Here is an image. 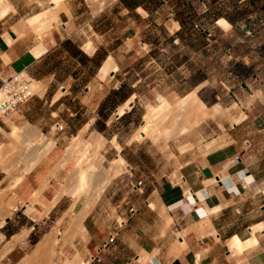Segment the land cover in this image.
Returning a JSON list of instances; mask_svg holds the SVG:
<instances>
[{
    "label": "crops",
    "instance_id": "1",
    "mask_svg": "<svg viewBox=\"0 0 264 264\" xmlns=\"http://www.w3.org/2000/svg\"><path fill=\"white\" fill-rule=\"evenodd\" d=\"M10 1L12 8L0 18V75L8 78L25 72L39 89L0 116V195L7 191L6 199L13 195L17 205L12 213L0 214V221L4 219L0 223L2 248L20 235L22 228L32 242L29 249L15 256L13 251L21 247V239L16 241L3 257L18 264L54 233L55 252L50 264H69L66 258L73 253L82 250L84 258H88L109 233H115L100 259H89L86 264H264V227L254 229L264 223V0H179L178 5L176 0H112L96 11L81 10L82 0H67L73 13L66 20L75 17V29L69 31L67 22L56 19L42 32L28 19L55 7L54 0ZM193 2L203 16L215 11L216 23L225 19L231 28L249 25L251 36L239 39L248 42V50L233 48L226 53L235 60V77L243 79L241 70L250 72L256 86L250 93L254 99L240 100L245 91L242 81L239 88L226 91L240 100L241 108L251 111L237 122L226 119V142L212 150L198 154L174 146L138 149L140 141L133 137L144 123L136 134L135 126L125 136L121 130L123 124L125 128L134 125L139 116L135 98L140 95L138 83L142 75L137 69V78L128 88L126 76L132 69L125 62L144 61L149 49L143 51L141 46L151 43L133 28L158 25L161 12L166 13L164 25L188 27L189 22L177 11L192 13ZM114 7L125 17L120 26L132 30L115 36L120 37L117 41L108 34L116 19L111 17ZM53 10L58 15L60 11L67 12L69 6L64 1ZM79 12L85 14L81 22L77 19ZM137 12H145L152 19L143 24V14L140 20L133 16ZM130 49L132 53L128 54ZM153 55L149 59L152 68L156 66ZM111 57L116 68L101 77ZM183 66L185 71L186 58ZM202 70L200 66V74ZM183 82L186 86V79ZM204 82L201 79L193 86L189 84L184 96L200 86L202 102L214 106L226 92L209 94ZM172 92H176L175 88L168 94ZM233 104L231 107L238 108L237 103ZM234 117L240 119L241 114ZM246 119L249 128L244 131L241 124ZM57 122L61 127L54 128ZM16 126L33 127L34 132L16 134ZM12 131L14 138L25 145L12 142ZM73 137L99 141V145L75 149L63 164ZM33 138L36 142L29 143L33 148H27L25 141ZM112 140L120 144L117 151L126 163L124 169L109 175L98 197L87 199L83 194L74 199L65 192L55 199L72 182L78 162L93 172L91 163L110 167L111 157L118 156L109 147ZM49 141L53 146L44 153L43 144ZM9 144L16 149L5 152ZM133 155L152 156L151 167L141 161L145 166L141 168V163L129 161ZM138 180L140 185L134 186ZM41 221H49L43 230Z\"/></svg>",
    "mask_w": 264,
    "mask_h": 264
},
{
    "label": "rangeland",
    "instance_id": "2",
    "mask_svg": "<svg viewBox=\"0 0 264 264\" xmlns=\"http://www.w3.org/2000/svg\"><path fill=\"white\" fill-rule=\"evenodd\" d=\"M54 1H55V7L53 8L55 9H58L60 3L64 1L69 6V10L67 12L60 11L58 13L57 21H60L61 19L62 21L67 22L69 27L67 29L69 31L75 29L74 28L75 22H73L75 20V17L66 20L73 13L72 8L69 5L68 1L67 0H59V1L54 0ZM109 1L112 0H82V2L79 5L81 10L85 8H89L90 11H96L98 9L105 7ZM78 2H80V0H75V3ZM140 2L143 1L141 0ZM178 3L179 0H176L177 5ZM193 5L195 9H193L192 13L184 12L183 10L179 12L177 11V14H179V16L182 19L185 18L189 22L188 27L177 28V26L175 25L172 26L164 25L166 23L165 22L166 13L164 14L163 12H161L159 17L157 18L159 19L158 25L153 26L151 23H149L148 25L140 28H133V30H137L138 33L141 36L145 37L151 44L148 45L143 44L141 46L143 51H147V49H149V54H146L147 58H145L144 61L138 59H132L130 61L126 60L125 62V64H127V67L129 68L131 67L132 69L130 73L126 76L127 87L129 88L130 87L129 84L132 83L137 78V75L135 73L137 69L138 70L140 69L139 74L142 75V80L138 83V89L140 91V95L139 97L135 98L136 105L138 107L139 116L137 117V120L135 121L134 125H132L131 127L129 126L130 128L127 127L125 128V124H123L124 127L122 126L121 134L125 136L132 130L133 126H135L136 128L134 131L136 134L137 130L145 121L144 113L148 111L152 103L158 102L160 96L166 97L172 103V105L174 104V108H172L171 112L169 113L170 117L167 123L165 124V126L162 127V131H159L157 133L156 135L157 138L151 137L150 135H144V137H140L139 133H137L134 137L132 136L133 138H137L140 141V143L137 144L138 149H145V151H151L152 147L154 146L160 148L174 146L177 149L195 151V153L199 154L200 152H204L203 151L204 149L202 148L203 149L202 150L201 147L209 144L210 142L212 143L213 147H215L214 145H216L219 139L221 138L224 139L223 141L224 143L226 142L224 138V134L227 135L228 125H229V123L226 122V119L232 118L233 121L237 122L243 118H246L248 112L251 111L250 109H247V111H245L244 108H241V103H240V100H245L246 102V100L250 101L254 99L253 94L250 95V93H253L251 88L254 90L256 86L255 84L253 85V83L250 80L249 77L250 72L246 70H241L242 75H244V77H241L243 79H240L239 77H235L232 74L233 73L232 68L235 66L234 63L235 60L233 56L229 57V55L226 53V51L232 50L233 48H235L237 51L248 50L249 48L248 42L247 43L240 42L239 39L241 37L251 36L250 34L251 30L249 29V25L247 24L245 28L236 27V26L231 28L229 24L226 26L222 25L221 21L220 24L216 23L215 20L217 18L216 17L217 13L215 11L212 12L209 11L207 13V16H203V14L199 11L197 3L193 2ZM53 8H49L46 10H52ZM118 10L119 9L117 7H114V9L112 10L111 17L112 18L116 17V19L113 21V28L111 29V32H108L109 36L116 41L120 40V37L114 38L115 36L117 35L119 36L121 34L123 35V32L125 33L127 31L132 32L130 28L125 29L120 26L122 24V21L125 19V17H123L122 14L118 13ZM142 14H143V18L141 20H143V24L148 23L147 22L148 19H152L151 16L146 15L145 12H137V14L134 13L133 16L136 17L138 20H140ZM84 15L85 14L81 15L80 12L77 13V19H79V22H81V20L84 18ZM201 20H206V21L201 22ZM200 22L203 23V25H201ZM106 24L109 25V23ZM101 27L104 28V25L101 24ZM82 31H85V28H83ZM207 33L210 34L207 35ZM105 39L109 40L110 38L107 37ZM89 44L90 41L88 40L87 43L85 44V47L87 46L88 48ZM128 46L129 47L131 46V48L135 47V45H131V44H129ZM131 53H132V49H130L128 54ZM139 53H143V52L140 51ZM200 53H202V55ZM151 55L155 57V61H156V66L154 68H152V63L149 60L151 59ZM185 58H186V70L184 71L182 66L184 64ZM200 66L203 69L201 74L199 73ZM17 76L19 82L17 83L16 87L20 88L19 86H23L24 83L21 82V79L19 78V74ZM184 79H186L187 81L186 86L184 85L183 82ZM201 79H205L204 82L205 89L209 91V94L215 91H220L221 93L224 91L226 92L225 97L223 96L220 97L221 99H218V102L224 108L227 109L229 113L228 115L220 116L214 113L210 114L204 109L192 111L191 109L186 108L184 105L177 104L180 98L187 97L190 93H193L196 90V88L194 87L184 96V93L187 92L185 91V89L189 86V84H192L193 86L197 81ZM240 81H242V85H244L245 93L241 92L243 98L239 100L237 98L234 99L232 96L229 95L227 91L230 92L231 90L239 88ZM173 88H175L176 92L175 93L172 92L168 94L169 92H171ZM233 102L237 103L238 106L235 103L233 104ZM211 104L212 103H208V105ZM231 104H233V106H237L238 108L231 107ZM209 107H213V106L211 105ZM233 110L237 113L234 114V116L237 117L240 116L241 114L240 119L239 118L236 119L232 115ZM241 127L243 128L244 131H246L247 128H249L247 119L244 121V123L241 124ZM54 128H56V125L54 126ZM13 131L10 132L11 133L10 135L14 138L15 135L13 134ZM23 134H27V133H23ZM169 141H171V143ZM12 142L16 146H18L17 142H19L22 146L25 145L23 144V141L16 140L15 138ZM33 142H36V139L33 138L25 141L26 144L29 143L31 144ZM49 143H53V142L49 141ZM49 143L43 144L44 153L51 148L49 147ZM117 143H118L117 140H112L111 145L109 146L111 149L113 148V151H115V153L118 152V156L111 157V165L109 168L100 167L98 165L96 166L95 164L92 165L91 163V168L95 169L93 172L90 168L84 167L80 165V162H78L73 174L72 182L70 184L65 185V188L55 197V199H57L58 196H60L65 192L66 193L70 192L68 193L69 196H71L72 194L74 199H78L83 194L87 196V199H96L100 194V192L102 191L103 186L105 185L107 179L109 178V175L112 176L116 174L117 172L115 170L117 168L119 169V171L122 168L124 169L125 166L124 162L126 163V160L123 156L120 155L119 151H117L120 149V144ZM9 145H6L5 147ZM98 145H99V141L84 140L81 139V137L78 138L73 137V139H71L70 141V145L67 147L68 148L67 151L69 153L68 155H66L67 157L63 159V164H65L69 160L70 156L72 155L75 149L79 147L87 149L91 147H97ZM5 147H4L5 152H10L16 149L13 148L8 150ZM39 154L40 151L38 155ZM152 158L153 157L150 155H138V156L133 155L129 157L128 160L135 163H141L142 161L148 167H151L150 162ZM78 160L79 161L82 160V157H79ZM80 167L81 169H79ZM143 167L145 166H143L141 163V168ZM82 169L87 170L88 173L90 172L89 174H91L90 176H92L91 177L92 180L89 182L88 187L85 188V191L81 193L77 192L78 193L77 194L76 193L77 185H78L77 175L79 171H81ZM93 179L96 182L94 181L93 183L92 182ZM5 193H7V191ZM38 193L39 192H37V194L35 195L37 196ZM2 196L3 194L0 195L1 199ZM11 199L13 200L15 199L13 195L11 196ZM41 222L43 223V228H42L43 230L46 226H48L47 223L49 221L47 222L41 221ZM21 231L22 233H24L27 230L22 228ZM9 238L11 237L8 236L7 239ZM28 238L29 237H24L20 242L21 247L18 248L19 250L13 251V254L15 256L21 254L23 251H26L31 247L32 242L30 243V240ZM31 238L33 241L34 236ZM2 239L3 238L0 236V264H11L12 263L11 259L3 257L4 256L3 254L11 247L12 243H14L15 237L13 238V240L9 241L5 245L4 249L2 248L3 245ZM75 253H73V255ZM24 256L21 258V261L23 260ZM72 257H69V259ZM40 259L43 260L42 258L36 260H40ZM36 260H34V262ZM51 262H53V259L51 260Z\"/></svg>",
    "mask_w": 264,
    "mask_h": 264
},
{
    "label": "bare ground",
    "instance_id": "3",
    "mask_svg": "<svg viewBox=\"0 0 264 264\" xmlns=\"http://www.w3.org/2000/svg\"><path fill=\"white\" fill-rule=\"evenodd\" d=\"M56 1H59V0H56ZM11 8H12V3H11L10 0H0V18L5 13H7ZM56 16H58V15H56V12H54V10L53 11H51V10H44L43 12H41V13H39L37 15H33V16L29 17L28 20L30 21V23L34 27H39L40 28V31L42 32V31L46 30V28H48L50 22H52V21H54V20L57 19ZM221 24L226 26V25L229 24V22L227 20H225V19H222L221 20ZM37 30L39 31V29H37ZM114 68H116V64H115V61H114L113 57H111L106 62V64L104 65V67L102 68L100 76L101 77L106 76V74H108V72L111 69H114ZM19 78L21 79V82H23L25 84V86H24V84H23V86H20V89L23 90V92H37L38 91V89H39L38 84L35 81H33L32 79H30V77L25 72H21L19 74ZM199 88H200V86L197 87L196 90L193 93H190L187 97L180 98L178 100L177 104L178 105H184L186 108H189L192 111L193 110L204 109L205 111H207L210 114L211 113H214V114H218L220 116H223V115L225 116V115H228L229 114L228 111H227V109L224 108L219 103L218 104L216 103V105L213 106V107L206 106L202 102V100L200 99V97H199V94H198V89ZM5 97H6V91H4L3 88H0V102ZM128 105L129 104H127L126 106L122 107L119 110V113H121L124 110L125 107H128ZM172 108H174V104L172 105V103L166 97L160 96L158 102L152 103V105L149 107L148 112L145 115V122H144V124L142 125V127L139 130V134H140L139 136L140 137H144L143 135H141V133H144V135H150L151 137H156L157 133L159 131H162V127L165 126V124L167 123V121H168V119L170 117L169 116V113L171 112V109ZM14 131H15L16 134H18L20 132L32 133V132H34V128L33 127H30L29 128V126H24V127H22V126H16L15 129H14ZM223 141H224L223 138L219 139V141L217 142V144L214 145V146H218V145L223 144L224 143ZM52 144L53 143H49V147H52L53 146ZM26 145H27V148H30L31 147L30 144H29V146H28V144H26ZM5 148L8 149V150H10V149H13V148H16V147L15 146H12V145H9V146H7ZM212 148H213V145H212L211 142L209 144L204 145V146L201 147V149L204 152H206V151H208L210 149L212 150ZM124 164H125V162H124ZM79 169H81V167ZM115 171L116 172H119V169L117 168ZM89 173H88L87 170H84V169H82L81 171H79V173L77 175L78 185H77V191H76V193L77 192L78 193H81V192L85 191V188L88 187L89 182L92 180L91 179L92 176H90L91 174H89ZM5 195H7V194L5 193L3 195L2 201L0 202V214L1 213L3 214V212L6 213V214H10V213H12V210L15 208V206L17 207V205L15 204L14 200L13 199L7 200ZM82 220H83V218H82ZM3 221H4V219L1 220L0 223L2 224ZM80 223H82V222H80ZM77 226H78V224H77ZM79 226H80V224H79ZM262 227H264V223H259L256 227H254V229H259V228L263 229ZM27 232L28 231H26L24 233H21V235H18L17 237H15V241H14V243H12L11 246L13 247V245L16 243V241H18L20 239L22 240V238H24V236L26 237ZM53 234L54 233H52L50 236H47L41 243L38 244L39 246H37V249L34 252L29 253L18 264H31V263L34 262V260L39 259V258H43V261H45V264H47V263L50 264L51 263V260H52V255L55 252V251L53 252V247H52L53 242L56 241ZM68 238H69V235L67 236V239ZM61 243L62 242H60V244ZM62 245H63V243H62ZM55 249L56 248H54V250ZM80 252L81 253L76 252L73 255V257L70 258V259L67 258L66 260L68 261V263L69 264H86V263H88L90 257L88 256V258H84V256L82 255V253L83 254H85V253L82 252V250ZM85 257H86V254H85ZM197 261H196V263H197Z\"/></svg>",
    "mask_w": 264,
    "mask_h": 264
},
{
    "label": "built area",
    "instance_id": "4",
    "mask_svg": "<svg viewBox=\"0 0 264 264\" xmlns=\"http://www.w3.org/2000/svg\"><path fill=\"white\" fill-rule=\"evenodd\" d=\"M210 33H207L209 35ZM0 88H3L6 91V97L0 102V116L11 106L15 105L16 102L25 100L33 92H23L20 88H17L16 85L19 82L18 76L12 75L8 78H3L0 75ZM7 87V88H6ZM20 87V86H19ZM6 88V89H5ZM57 127H61L60 123L55 124ZM141 180H138L134 186L140 185ZM115 233H109L107 239H105L101 245L97 248L96 253L91 254L90 259H100L101 251L113 241Z\"/></svg>",
    "mask_w": 264,
    "mask_h": 264
}]
</instances>
